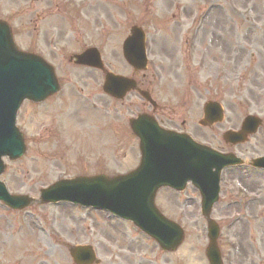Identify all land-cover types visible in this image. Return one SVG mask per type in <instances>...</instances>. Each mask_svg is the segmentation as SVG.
I'll list each match as a JSON object with an SVG mask.
<instances>
[{
  "label": "rangeland",
  "instance_id": "374dc122",
  "mask_svg": "<svg viewBox=\"0 0 264 264\" xmlns=\"http://www.w3.org/2000/svg\"><path fill=\"white\" fill-rule=\"evenodd\" d=\"M209 5L214 8L201 24ZM0 18L11 23L20 48L54 65L59 84L68 89L43 103L26 101L20 110L26 152L15 161L5 158L1 177L14 195L33 202L22 210L0 202V264H75L70 248L86 244L95 245L102 264H210L201 195L191 184L181 193L164 188L157 195L162 212L185 231L184 243L168 254L108 212L36 199L60 179L134 169L140 150L130 120L142 113L247 161L264 155V125L239 146H227L222 137L249 114L264 120V63L258 69L264 62V0H0ZM134 24L149 37L150 68L138 75L123 56ZM92 44L101 46L109 71L145 81L159 109L138 92L122 101L111 98L103 91V71L77 68L64 57ZM80 100L89 108L74 109ZM210 100L226 110L212 128L199 124ZM212 216L222 228L225 264H264V172L225 171Z\"/></svg>",
  "mask_w": 264,
  "mask_h": 264
},
{
  "label": "water",
  "instance_id": "95a60500",
  "mask_svg": "<svg viewBox=\"0 0 264 264\" xmlns=\"http://www.w3.org/2000/svg\"><path fill=\"white\" fill-rule=\"evenodd\" d=\"M4 30L5 32L7 31L6 26L0 23V41L3 39L7 46V56L3 57L0 53V90L5 83L1 82L2 76L8 79L11 72L15 71L19 66L20 63L18 62L23 61L24 57H26L17 50L12 38ZM132 32L133 36L125 44L126 57L137 68H145L146 63L143 58L144 43L141 38L142 31L140 28L134 27ZM35 60L39 61L37 63L40 66L33 65L28 67L25 72L26 74L35 72V76L29 81L28 91L25 87H21L18 95L27 94L34 88L46 87L45 85L48 84L49 79L47 76L53 77L55 82L53 68L40 59ZM34 62L32 61V63ZM10 78L11 76H9ZM108 80L114 88L111 92L117 96H123L126 90H129L134 84V82L131 84L128 80L113 74L108 76ZM145 95L147 96V94ZM222 118L223 110L218 103L210 102L206 105V120L202 122L203 124L214 123L222 120ZM260 123L261 121L257 118L249 117L244 124L245 133L229 131L225 134V139L233 144L244 141L247 134L257 131ZM149 124H153L154 127H149ZM132 126L142 138L144 157L139 170L127 176L111 180L105 176H98L89 179L80 178L72 181H61L43 191V200L44 202H49L61 196L66 198H96L105 195L108 200L115 201V205L124 211L126 209L124 203L126 202L120 201L125 198H133V201L135 199L143 204L145 202L144 211L150 212L154 216L153 219L159 220L158 226H160V230L150 228H144V230H147L149 234L157 239L166 250L176 249L182 242L184 234L178 225L165 219L154 207V197L157 190L161 186H171L181 190L185 187L184 184L188 180H193L194 184L202 192L205 213L209 215L213 204L218 199L221 170L226 166L241 162V160L235 155L221 154L213 149L201 146L184 135L161 129L157 123L147 117L133 121ZM16 134L22 150L25 151L23 136L17 130ZM11 139H15L13 131L7 142ZM1 152H4V148ZM0 164L3 169L4 166L1 160ZM256 165L264 167V158L258 159ZM122 187H128V191L123 190ZM130 188L132 191H129ZM112 189L118 192H113ZM68 191L72 192L69 193ZM29 201L26 197H12V201L9 204L13 208H23L28 205ZM171 233L174 236L178 235V237L172 239ZM218 233L219 230L216 225L210 222L212 243L208 248L207 254L212 264H221L216 246ZM72 254L78 263L91 264L90 248L78 247L72 250Z\"/></svg>",
  "mask_w": 264,
  "mask_h": 264
},
{
  "label": "bare ground",
  "instance_id": "6f19581e",
  "mask_svg": "<svg viewBox=\"0 0 264 264\" xmlns=\"http://www.w3.org/2000/svg\"><path fill=\"white\" fill-rule=\"evenodd\" d=\"M212 13H213V12H212ZM260 63H264V62H263V61H259V62H258V69H259V64H260Z\"/></svg>",
  "mask_w": 264,
  "mask_h": 264
}]
</instances>
